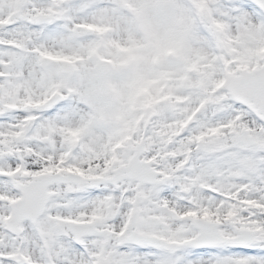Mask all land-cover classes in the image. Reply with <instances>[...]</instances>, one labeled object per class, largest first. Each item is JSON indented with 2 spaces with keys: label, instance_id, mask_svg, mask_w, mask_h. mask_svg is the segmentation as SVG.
Listing matches in <instances>:
<instances>
[{
  "label": "snow or ice",
  "instance_id": "6c2138e0",
  "mask_svg": "<svg viewBox=\"0 0 264 264\" xmlns=\"http://www.w3.org/2000/svg\"><path fill=\"white\" fill-rule=\"evenodd\" d=\"M0 264H264V0H0Z\"/></svg>",
  "mask_w": 264,
  "mask_h": 264
}]
</instances>
